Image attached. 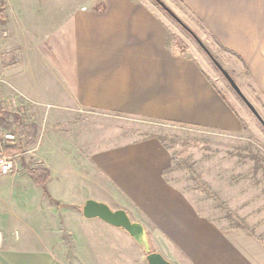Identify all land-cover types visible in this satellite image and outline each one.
Wrapping results in <instances>:
<instances>
[{
    "label": "crops",
    "instance_id": "0c3cea01",
    "mask_svg": "<svg viewBox=\"0 0 264 264\" xmlns=\"http://www.w3.org/2000/svg\"><path fill=\"white\" fill-rule=\"evenodd\" d=\"M170 1L197 37L207 34L226 61L247 73L264 101V0ZM95 2L57 4L64 16L37 48L47 73H5L15 97L7 105L17 107L23 97L33 114L26 124L36 132L15 134L17 142L8 141L3 152L21 151L36 164L24 168L22 185L12 175L0 177V230L11 223L16 190L43 206L40 213L56 212L28 174L44 167V189L65 212L66 221L57 222L77 226L75 233L67 229L81 264H148L126 231L76 209L87 199L123 209L143 226L150 249L171 264H264V239L202 215L166 178L170 152L158 136L142 134L143 124L240 129L204 57L175 48L166 15L149 1ZM13 235L0 239V264H67L52 248H29Z\"/></svg>",
    "mask_w": 264,
    "mask_h": 264
},
{
    "label": "rangeland",
    "instance_id": "374dc122",
    "mask_svg": "<svg viewBox=\"0 0 264 264\" xmlns=\"http://www.w3.org/2000/svg\"><path fill=\"white\" fill-rule=\"evenodd\" d=\"M82 1L78 0L80 3ZM146 1L157 6L166 15L173 31L169 34L170 38L178 51L190 55L199 53L204 57L206 65L210 67L208 69L211 73L208 75L234 109L240 122V129L230 133L169 124H143L142 134L158 136L170 152L171 164L165 172L166 178L190 197L202 215L222 226L240 225L250 234L264 239V127L190 33L154 0ZM161 1L172 12L174 11L175 6L170 0ZM66 2L70 3L71 0H0V30L5 32L0 38V88L3 89H0L2 100L0 103L4 104L3 107L0 105L4 109L0 116V152H3L4 146L9 145L4 141L5 134L14 135L17 142L16 121L29 123L33 117L23 97L17 98L20 103L17 107L16 104L7 105L6 101L13 98V93H10L12 90L6 85L5 73L9 70L14 71L19 77H22L23 73H26L25 76L29 73H47L37 48L43 35L54 28L64 16L55 12L57 4L63 5ZM95 3L100 4V0H96ZM1 11L4 13L3 17ZM173 13L191 30L184 15L175 11ZM199 39L228 71L264 121L262 95L254 91L252 85L250 86L247 73H239L230 61H226L222 55L223 49L218 48L207 34H202V38ZM18 152L16 163L6 177L12 175L10 179L15 178L18 180L16 183L22 185L24 168L36 164V161L32 163L21 151L14 153ZM24 195L27 194L23 191H15L14 204L11 202L8 209L10 211L11 208L13 211L9 215L11 223L0 230V239L2 235H9L11 232L14 235L10 239L17 243L25 240L29 248L50 247L63 262L81 264L72 252V240L67 229L75 233L77 226L70 222V226L64 225L65 228L57 222V217L66 221L65 212L61 211L63 207L56 205V212L53 215L42 214L40 208L44 207L31 205ZM76 209L81 212V207ZM21 234L25 235L22 239Z\"/></svg>",
    "mask_w": 264,
    "mask_h": 264
},
{
    "label": "water",
    "instance_id": "95a60500",
    "mask_svg": "<svg viewBox=\"0 0 264 264\" xmlns=\"http://www.w3.org/2000/svg\"><path fill=\"white\" fill-rule=\"evenodd\" d=\"M169 16H171L180 26L186 29L190 35L195 39L197 44L207 54L216 68L221 72L226 79L230 87L241 98L245 105L250 109L253 115L264 127V121L252 106V104L246 99L234 79L228 73V71L216 60V58L210 53L207 47L202 41L188 28L185 24L161 1L154 0ZM81 213L85 218H98L114 227L120 228L126 231L139 245L142 246L145 252V259L148 264H171L160 253L152 251L150 249L148 237L143 226L135 221H132L123 209H111L107 204L96 201L93 199H87L81 207Z\"/></svg>",
    "mask_w": 264,
    "mask_h": 264
},
{
    "label": "trees",
    "instance_id": "16d2710c",
    "mask_svg": "<svg viewBox=\"0 0 264 264\" xmlns=\"http://www.w3.org/2000/svg\"><path fill=\"white\" fill-rule=\"evenodd\" d=\"M4 13L3 11H1V16L3 17ZM4 112V109L1 108L0 106V115H2V113ZM36 130H35V126L33 124H26L23 123L22 121L17 120L16 124H15V134L18 137H22L24 135L31 137L35 134ZM15 151H10L9 148H6V152L7 154H11L14 153ZM28 174L31 177L32 181L34 182V184L36 185H40L43 190L44 193L50 198V200L56 204V205H60L57 201L53 200L45 191L44 189V185L46 183V181L49 179V171L44 168V167H36V168H30L28 169ZM236 228H241L244 229L242 226L238 225L235 226Z\"/></svg>",
    "mask_w": 264,
    "mask_h": 264
},
{
    "label": "built area",
    "instance_id": "2783aa9c",
    "mask_svg": "<svg viewBox=\"0 0 264 264\" xmlns=\"http://www.w3.org/2000/svg\"><path fill=\"white\" fill-rule=\"evenodd\" d=\"M5 35V32L0 30V38ZM4 141H14L15 137L12 134H5ZM2 149V147H1ZM19 153H11L6 154L4 152H0V177L7 176L11 173L15 163L16 159L18 157Z\"/></svg>",
    "mask_w": 264,
    "mask_h": 264
}]
</instances>
